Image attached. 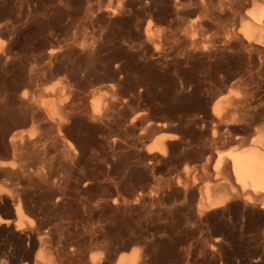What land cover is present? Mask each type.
Wrapping results in <instances>:
<instances>
[{
  "label": "rangeland",
  "instance_id": "374dc122",
  "mask_svg": "<svg viewBox=\"0 0 264 264\" xmlns=\"http://www.w3.org/2000/svg\"><path fill=\"white\" fill-rule=\"evenodd\" d=\"M263 1L0 0V186L30 219L0 263L264 264L260 203L199 205L206 156L264 132Z\"/></svg>",
  "mask_w": 264,
  "mask_h": 264
},
{
  "label": "bare ground",
  "instance_id": "6f19581e",
  "mask_svg": "<svg viewBox=\"0 0 264 264\" xmlns=\"http://www.w3.org/2000/svg\"><path fill=\"white\" fill-rule=\"evenodd\" d=\"M252 7L247 12V19L242 22L241 31L248 42H255L264 47V1L253 2ZM43 104L51 116L58 115V107L54 102H44ZM221 111L218 105L214 107V113L218 117ZM172 139L174 137L170 134L165 135L164 138L162 137L157 143H154L155 145L150 146L149 153H164V141ZM10 140L14 142L15 138ZM13 148L16 152L15 144ZM211 157L207 155L200 168L201 173L207 178L201 188L202 191L199 192L200 209L203 212L216 210V208L221 209V207L225 209L232 201L240 199L247 206L260 203V209L264 213V132L257 133L248 145L243 143L242 146L232 147L228 151L216 149L210 164ZM14 166L13 162L0 161V176L14 175ZM9 183L10 180L7 181V185ZM0 207L5 208L6 214V218L0 217V226L8 227L12 223L15 226L14 231H19L23 221H27L28 217L24 213L21 203H14L13 192L8 187L0 186ZM7 232L10 234V231ZM15 238L21 243L24 240L23 235L15 236ZM42 242H33L32 245V251L36 248H39L38 251H40V260L35 264H55L53 257H50V252L48 254L47 248ZM139 255L138 251H132L128 255L120 256L115 264H138Z\"/></svg>",
  "mask_w": 264,
  "mask_h": 264
}]
</instances>
